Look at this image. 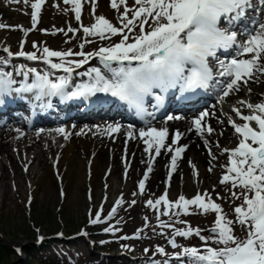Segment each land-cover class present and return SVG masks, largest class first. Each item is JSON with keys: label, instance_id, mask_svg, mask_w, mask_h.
Returning a JSON list of instances; mask_svg holds the SVG:
<instances>
[{"label": "snow or ice", "instance_id": "obj_1", "mask_svg": "<svg viewBox=\"0 0 264 264\" xmlns=\"http://www.w3.org/2000/svg\"><path fill=\"white\" fill-rule=\"evenodd\" d=\"M10 3L30 6L34 29L40 21L46 0H10ZM63 4L70 6L76 21H81L83 0H63ZM96 7L92 0L94 22L88 26L81 24L84 36L100 40L119 36V42L88 53L44 47L39 56L35 51L23 50L14 54L4 47L2 51L7 56L0 58V105H4L5 97L16 94L24 99L23 94L26 93H35L37 101L53 96L65 101L97 97L96 102L108 103V100L98 97V94H103L104 97L125 102L141 120H145L146 116H154L147 111L145 98L154 96L157 101L155 107L160 108L165 102V94L172 89L178 88L181 94L199 95L197 90L212 88L222 94L220 99L223 100L242 88L250 92L251 88L246 86L251 84H264V0H132L131 5L128 0H110L111 9L118 13L119 26L104 15H96ZM223 21H227L229 27H221ZM5 28L23 30L22 26L0 23V29ZM58 31L63 32L64 29ZM67 31L77 29L68 28ZM85 43L91 41L85 40ZM33 46L36 47L35 44ZM80 47L83 48L84 44ZM231 49H235V53L228 61L218 56L221 50L228 53ZM14 55L27 61L42 60L50 69L62 71L64 75L52 79L51 71L41 73L25 64L13 65L10 58ZM74 56L81 58L70 59ZM53 58H58L59 62H54ZM93 59H98L99 66L77 72ZM74 73L87 77V80L72 88ZM155 89L160 94L154 93ZM239 104L232 111L241 122L229 119L238 137V146L231 150L223 149V153L229 154V160L223 166L226 171L219 181L221 185L228 186L232 202H240L233 208L234 216L230 218L222 205L207 192L197 193L191 199L180 195L174 202L168 200L166 192L155 202L151 199L147 201L152 208L165 205L162 214L167 216L171 213V217L181 224H186L179 220L181 215L215 214L209 235H202V229L193 228L190 224L178 228L175 223L160 222L161 228L173 229L168 240L171 248L181 249L172 256L173 264H264V94L258 102L241 100ZM244 108L248 110L247 114ZM210 115L209 111H202L192 120L195 130L201 135H211L215 131L207 122ZM167 119L179 120L182 117L169 115ZM145 123L150 124V121L145 120ZM56 131L68 135L63 127ZM101 131L112 136L120 133L121 126L108 124ZM127 137L141 140L150 158L159 157L162 150L174 152L169 166L171 173L176 171L177 161L186 151V146L173 147L167 143L169 130L166 127L148 126L139 129L137 134L129 126ZM181 138L182 133L177 130L173 144H179ZM216 146L219 147V144ZM213 159L217 157L213 155ZM152 171V167L147 168L138 184L139 193L143 194L148 173ZM115 203L108 220L116 215L124 200L121 197ZM131 204L135 205L136 201H131ZM90 223H104L100 212ZM237 226L243 235L237 233ZM104 231L115 232L117 229L109 227ZM84 235L88 233L84 232ZM177 237H198L203 245L182 246L178 244ZM132 238L139 239L140 234L122 237L124 240ZM150 251L144 249L146 254ZM157 254L168 256L163 246L155 248L153 255ZM163 264H168V260Z\"/></svg>", "mask_w": 264, "mask_h": 264}, {"label": "rangeland", "instance_id": "obj_2", "mask_svg": "<svg viewBox=\"0 0 264 264\" xmlns=\"http://www.w3.org/2000/svg\"><path fill=\"white\" fill-rule=\"evenodd\" d=\"M87 1V0H86ZM34 2V0H33ZM129 4H132V0H128ZM96 3V2H95ZM97 4V3H96ZM108 0L106 3L99 7L100 12H107ZM92 2H87V14L90 12ZM98 5V4H97ZM0 10L7 12L10 18L6 19L3 24L12 26H22V29H0V42L3 44H9L16 48L18 42L23 37V31L27 30L31 26V12L30 6L24 4H12L10 0H0ZM89 16V15H88ZM112 22L118 24V13L115 10H111ZM109 19V17H106ZM90 18H85L86 26L93 23L89 21ZM88 20V22H86ZM68 28L77 29L74 32H68ZM64 29L63 32L58 31ZM120 37H113L111 40H100L96 37H85L82 28L79 26L78 21L74 18V13L70 10V6L64 5L63 0H50L47 8L43 13V21L39 27V30L32 34L30 37V45L32 48L46 45L54 50L68 51H85L95 52L99 47H107L112 43L119 42ZM85 40H90L91 43H85ZM36 45L34 47L33 45ZM84 44L81 48L80 45ZM0 58H5V55L0 51ZM20 65V64H16ZM15 137H10L13 141ZM74 147L75 145L72 144ZM22 145L21 148H23ZM20 148L13 146L11 150L13 152L18 151ZM57 153V152H55ZM55 153L48 154L47 159L49 166L53 163ZM79 149H76L74 154L67 158L66 161L60 163V167L63 168V174L61 180L58 178V174H54L56 180L53 181L54 186L48 187V183L51 174H46L44 170L36 169L33 175H30L26 167H22V173L24 179L15 178L11 176L6 180L0 181V264H19L25 262V248L32 243L37 227L40 225L43 227V232L49 235L56 230L63 229L66 225V233L77 232L79 226H82L87 219V211L89 208H99L101 206V196L106 188L105 182L102 183L105 169L109 166L115 168L114 152H111L108 156H105L104 160L99 162V159L94 163V175L92 180L87 179L88 163L90 158L88 155L86 158L80 156ZM63 158V157H62ZM69 159V160H68ZM72 160V163H68ZM83 160L84 165L78 166V161ZM119 167V166H118ZM59 170V168H58ZM205 170V169H204ZM121 171V169H120ZM60 172V171H59ZM199 174L197 177H193L191 173L185 175L183 180H177L172 186L174 196L179 197L184 195L186 198L195 196L198 191H205L208 193V189L211 188L206 183V178ZM113 174V173H112ZM207 174V173H206ZM132 176V175H131ZM81 178V179H80ZM85 179V181H84ZM111 180V179H110ZM137 180V176L134 181ZM57 182V185L55 184ZM94 184L95 198L90 202L89 194H87L88 186ZM136 182L132 180L126 182H118L116 186L111 188L112 192H106L113 197L114 189L120 187L125 196V206L119 211L125 224V229L128 233H137L142 230V227L146 223V218L151 222L155 217V220L164 221L165 223H175V227L184 228L190 224L193 228L199 227L202 229V235H209V229L214 225L215 214L210 213L207 215L191 214L181 215L179 220H183L186 224L179 223L175 217L167 218L162 213L165 208L160 206L156 208L155 212L147 214L146 206L144 205L148 197H156L160 192H153L147 190L140 194L135 187ZM208 187V188H207ZM61 189H65V197L61 195ZM105 193V192H104ZM136 193V195H133ZM33 198L34 202L31 207L27 206V197ZM117 194V193H116ZM213 194L215 200L223 206V209L228 213L229 217H233V208L235 204L240 203L236 201L232 202L228 186L221 187L216 192H210ZM222 198V199H221ZM135 200L136 204L132 205L131 201ZM172 201L173 200H169ZM92 206V207H91ZM159 219V220H158ZM148 226V225H147ZM145 238L142 241H135V245L139 247V252H143L145 248H153L154 245L163 244L169 249H172L168 240L173 233L172 228H161L157 230H148ZM236 231L240 233V229L237 226ZM178 244L182 246H202L203 241L198 237H192L190 239L177 237ZM11 246L20 249L23 253L20 257H15L12 253ZM87 250V251H86ZM177 250H181L178 248ZM85 257L82 260V264H114L116 260L103 259L98 255L99 253L93 252L90 249L85 248ZM94 256H92V254ZM140 255V254H139ZM129 259H126L127 262ZM97 261V262H96ZM111 262V263H110ZM131 262V261H130ZM141 260L136 263H140Z\"/></svg>", "mask_w": 264, "mask_h": 264}, {"label": "bare ground", "instance_id": "obj_3", "mask_svg": "<svg viewBox=\"0 0 264 264\" xmlns=\"http://www.w3.org/2000/svg\"><path fill=\"white\" fill-rule=\"evenodd\" d=\"M94 1H98L99 7H101L105 4L104 1L106 0ZM107 14L108 13L106 12H100V10L96 12V15L109 17ZM8 18H10V15L5 11L0 10V23ZM89 18L94 21L92 14H90ZM109 20L112 21L111 16L109 17ZM90 66H99L98 60L92 61ZM86 80L87 78L84 77L83 81ZM246 87H250L251 91H247L246 93V90L242 88L241 91L233 93L228 97V100H232L229 102H234L236 100L237 106H239V101L247 100L249 97L250 100L247 101L258 102V98L264 94V84L254 83ZM105 104L108 109H111L114 105L111 103V107H109L108 103ZM94 106L100 109L98 106ZM92 108L94 109V107ZM233 108V105L227 103L224 107L225 110H223V114L220 113L224 116V123L217 120L215 121L212 118L210 119V117L207 118L208 123H210L215 130L211 135H208L207 133L201 135L198 133L190 118L186 119L187 121L165 119L150 125L151 127L156 128H168L169 139L167 143L172 144L173 147L186 146V151L177 161L176 171L171 175V182L167 179V175L169 173L168 170L170 171L169 166L171 163V156L174 155V152L168 153L162 150L159 157L150 158L148 154L145 153L144 149L146 146L141 140L135 137L131 139L127 137L129 126H131L137 134L139 129L143 127L118 123L115 121L98 122L102 117L94 118L95 122H98V124L94 126L91 125L92 122H90V118L86 116H81L80 120H86L89 122L87 124L76 123V125H72L68 123L61 126L65 128L66 133L68 134L67 136L56 131V129L60 127H55L54 129L53 127H49L57 123L59 124V121L57 122L51 119L47 122L49 126L47 125L46 127L41 128L40 131L35 130L39 129L37 126H39L40 123H37L31 129H28L21 124L19 127L20 134L14 141H11L10 137L16 133L15 129L9 125L4 126V129L0 130V181H4L12 175L15 176V178L18 177L20 181L21 179L25 180L24 174L22 173L23 165L30 171V175H33L36 169L45 171L42 176L51 174L52 177L50 178L48 187H53L56 179L54 178L52 168L48 163V154H52L55 150H58L57 152L63 157V162L67 160L69 155L72 156L76 149H79L81 157L86 158L87 155H90L95 161L99 159V162H101L104 160L105 156H108V153L111 150H114L115 154L113 158L115 161V168L111 177V185L113 188L116 186V183L124 182L123 177H126L128 173L132 175L128 179H132L134 182L136 176H143L145 171H147V168L152 167L153 171L148 173V184L152 190L158 191V189L163 188L168 183L174 185L177 180H181L184 175L189 173L193 174L192 176L195 177L200 170V174L203 175V178H206V183L211 186V188L208 189L209 192L215 191L221 186L219 183L220 180H218L220 177L218 172H221L222 175L224 174V163L227 159L229 160V154H222L220 151H223L224 148H228L230 141H236L238 139L232 124L229 123L230 116L238 117L232 111ZM244 111L248 112L246 108H244ZM97 114H101V111H98ZM195 116H197V114L191 118H194ZM236 122L239 123L237 119ZM108 124H119L121 126L120 133L112 136L102 134L101 130ZM223 126H226L228 131H225ZM22 127H25L26 130L21 129ZM177 130L182 133V138L179 141V144H173L174 134ZM82 132L84 134H80ZM55 137L60 139L59 147L57 145L59 143H53ZM217 143L219 144V147L216 146ZM72 144L75 146L73 147ZM93 144L98 147L93 146ZM22 145H24L23 148H21ZM13 146L20 149L17 152H13L11 150ZM209 148H211V154L209 153ZM213 155H215L217 159L214 160ZM121 162H126L125 166H123ZM68 163H72V160ZM82 165H84L83 160H79L78 166ZM127 165L130 167L125 169ZM210 168L212 169L211 171H209ZM120 169L122 171H120ZM55 184L57 185V182Z\"/></svg>", "mask_w": 264, "mask_h": 264}, {"label": "trees", "instance_id": "obj_4", "mask_svg": "<svg viewBox=\"0 0 264 264\" xmlns=\"http://www.w3.org/2000/svg\"><path fill=\"white\" fill-rule=\"evenodd\" d=\"M58 245H60L59 242L46 241L45 244L38 249L30 243L28 247L25 248L26 260L23 264H64V262L60 260L59 258L53 260L50 257L52 254V251H51L52 248H55ZM74 245H75L74 243L63 244L62 247L70 246V248H74ZM12 253L15 257H17L13 249H12ZM69 258H70L69 260H74L72 256H69ZM19 264H22V263H19Z\"/></svg>", "mask_w": 264, "mask_h": 264}]
</instances>
